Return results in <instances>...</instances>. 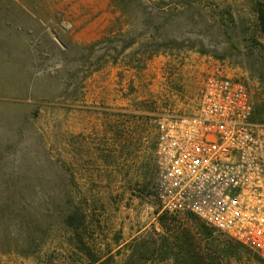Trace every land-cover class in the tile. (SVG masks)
Listing matches in <instances>:
<instances>
[{"label":"rangeland","instance_id":"obj_1","mask_svg":"<svg viewBox=\"0 0 264 264\" xmlns=\"http://www.w3.org/2000/svg\"><path fill=\"white\" fill-rule=\"evenodd\" d=\"M122 1L0 0V264H89L81 242L175 264L186 234L214 264H264L163 210L155 121L220 70L264 123V0Z\"/></svg>","mask_w":264,"mask_h":264},{"label":"built area","instance_id":"obj_2","mask_svg":"<svg viewBox=\"0 0 264 264\" xmlns=\"http://www.w3.org/2000/svg\"><path fill=\"white\" fill-rule=\"evenodd\" d=\"M252 94L216 70L191 113L156 116L158 196L165 212L195 216L264 257V123Z\"/></svg>","mask_w":264,"mask_h":264},{"label":"trees","instance_id":"obj_3","mask_svg":"<svg viewBox=\"0 0 264 264\" xmlns=\"http://www.w3.org/2000/svg\"><path fill=\"white\" fill-rule=\"evenodd\" d=\"M120 6L123 7L126 5V3L122 0H115ZM121 4V5H120ZM252 120L254 122H257L254 117V110H253V116ZM191 218H196L195 216H190ZM78 215L77 212L71 213L67 219L66 222L70 226H74L76 222L78 221ZM208 225L201 226V230H203L204 234L209 235L212 233H208ZM185 240L183 241V245L180 247V251H173L174 255V261L175 264H214V259L209 254H202L201 251L196 250L194 247L193 242L191 239H188V235H185ZM81 249L85 253V255L89 259V264H114L115 257L112 254H107L105 256L99 255L98 253H95L94 250L90 246H88L86 243L81 242ZM240 244V243H239ZM242 245V244H240ZM243 246V245H242ZM250 250V249H249ZM251 251V250H250ZM181 252H184V256L181 257ZM258 258H261L260 255H257ZM183 258L184 260H182Z\"/></svg>","mask_w":264,"mask_h":264}]
</instances>
